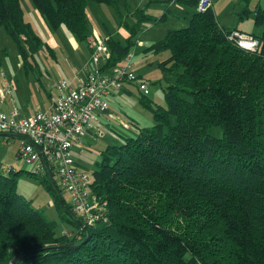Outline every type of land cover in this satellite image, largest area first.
Returning a JSON list of instances; mask_svg holds the SVG:
<instances>
[{
  "label": "trees",
  "instance_id": "16d2710c",
  "mask_svg": "<svg viewBox=\"0 0 264 264\" xmlns=\"http://www.w3.org/2000/svg\"><path fill=\"white\" fill-rule=\"evenodd\" d=\"M31 1L51 28L64 26L89 46V4L124 17L125 0ZM186 2L194 10L187 26L148 48L170 53L159 65L172 75L165 106L139 91L152 126L135 125L122 143L107 146L88 176L92 192L107 201L106 221L82 228L52 176L0 165V264H264V31L253 35L256 52H247L228 40L231 30L212 8L198 13L197 0ZM240 13L239 19L252 13L253 24L264 28V8ZM130 15L135 24L126 41L107 38L110 58L100 72L121 65L141 25L158 20L143 9ZM0 28L23 67L40 47L50 50L25 20L20 0H0ZM22 175L40 179L76 232L55 236L54 222L18 193Z\"/></svg>",
  "mask_w": 264,
  "mask_h": 264
},
{
  "label": "rangeland",
  "instance_id": "374dc122",
  "mask_svg": "<svg viewBox=\"0 0 264 264\" xmlns=\"http://www.w3.org/2000/svg\"><path fill=\"white\" fill-rule=\"evenodd\" d=\"M139 1L140 0H125V4L121 3L120 13L122 12L124 15L122 18L119 17L118 12L112 7L89 4L87 7L89 39H92V34L97 33L103 38H109V36H111L121 43L125 42L129 37L128 27H132L135 24V20L130 13H133L138 9H143L145 15L150 18L154 17L158 20H151L142 24L140 31L133 39L135 41L141 40L144 44L143 49L151 46L154 42L148 41L151 36L147 32L150 30V27L154 26L155 35L158 36V39H160V37L163 38L165 36V30L164 27H162V23L164 21L162 22L159 19L164 14V8L166 10V7L169 6V4L162 1L155 3L151 8L146 9V2L148 3V0L142 4H139ZM261 3L264 6V0H262ZM20 4L24 12L25 20L30 23L35 33L45 42L50 50L47 51L44 46L39 48L33 58L36 59L40 72L33 71L28 73V76H25L24 71L16 65L20 58L17 55L13 41L6 35L4 29L0 28V76L3 72L6 73L7 78L11 74L17 75L20 81L23 82V90L28 94L33 93L28 87V82L32 85L34 83V77L37 76L38 73L42 74L43 82L49 80L50 83L53 84L54 82L61 80L69 81L68 76H71L75 70L78 71L80 69L79 66L75 64L77 62L75 46H85L86 42H76L64 26H61L58 29L51 28L44 18L38 14L31 0H20ZM253 8L254 3L252 2L250 5L251 11ZM240 10H243L242 5L240 6ZM172 11V14L168 15L169 20L165 24V27L168 29H171L170 18L177 15L174 10ZM240 14L241 13H238L237 17L232 16V19L235 18L238 19V21L241 20L237 25L240 28H245L244 24H247L249 20H253V14H242L243 19H239ZM231 25L234 24L231 23ZM226 27L233 28V26H230L229 22H227ZM133 52L134 47L129 50V53ZM169 54L168 50L155 54L148 51L143 54L142 50L138 49L132 60L133 71L135 74L146 80L148 83L147 98L151 99L154 104L160 106H165L163 92L168 81L172 78V75L168 71L161 69L159 64L166 60ZM70 64L72 65V68ZM135 65L139 72H137L136 68L134 69ZM139 98L140 92L136 88L128 94L119 95L116 93L110 96L111 104L108 102V109L110 114L114 115V117L108 118L107 122L104 119H100L98 125L103 130V136L97 138L92 137L91 135L84 138L81 137L80 142L76 143V146L73 147L71 151L72 160L74 163H77L81 169L88 172L87 175L89 177L91 176L90 172L95 168V163L100 162L101 160V152L106 149L107 146L119 145L122 143L124 141L123 137L130 136L131 131H135V125L137 124L140 127L152 126V112L140 104ZM130 119L134 120V122L130 121ZM125 123L132 124V127L130 126V128L126 129ZM212 134L214 136H220L221 132L219 129H213ZM134 136L135 135L132 137ZM115 139L117 140L116 143ZM8 149L9 146L6 145L3 137L0 138V165L2 167H8L15 162L14 154L8 153L6 164H1L3 161L5 162L4 157ZM20 165L24 168L20 167ZM14 167L17 170H19V167L21 170H25L26 168V166L20 161L18 162V165L14 164ZM22 176L23 177L19 178L17 183L18 193H22L27 200L31 202L34 209L39 210L49 221L54 222L55 236L60 237L63 235H71L76 232L73 223L61 219L59 216L61 215L59 210H57L56 206L53 204V198L40 183V179L29 178L24 175ZM54 180L56 181V177H54ZM59 190L63 200L66 203H69L68 194L63 192L60 188Z\"/></svg>",
  "mask_w": 264,
  "mask_h": 264
},
{
  "label": "built area",
  "instance_id": "2783aa9c",
  "mask_svg": "<svg viewBox=\"0 0 264 264\" xmlns=\"http://www.w3.org/2000/svg\"><path fill=\"white\" fill-rule=\"evenodd\" d=\"M212 4L213 0H197L195 10L205 12ZM227 38L247 52L254 53L259 46L253 35L238 30L230 31ZM92 39L89 62L81 76L74 83L57 82L56 99L48 111L22 117L16 109L9 114L0 110V133L21 139L18 162L26 166V171L40 177H56L58 188L68 194L71 211L81 220L82 228L106 221L108 205L92 192L88 175L77 170L72 148L86 134L96 138L103 136L99 120L114 117L109 112L108 102L125 84L148 93V83L133 71L132 53L108 74L100 72L110 58L107 38L94 35ZM6 93H10L8 88Z\"/></svg>",
  "mask_w": 264,
  "mask_h": 264
},
{
  "label": "crops",
  "instance_id": "0c3cea01",
  "mask_svg": "<svg viewBox=\"0 0 264 264\" xmlns=\"http://www.w3.org/2000/svg\"><path fill=\"white\" fill-rule=\"evenodd\" d=\"M162 1L167 2L169 4V6L166 7V10L164 8V14L160 17V18H162V19H160V21H162V22L164 21L162 23V27H164V30H165L164 34H166L169 30L179 29V28H183V27L187 26L189 19L191 17V14L194 13V10L192 8H189L186 5L187 0H174V1L173 0H148V3L146 2V0H140L139 4L146 2V9H149L155 3L162 2ZM169 1H170V3H169ZM252 2L254 3V8L252 10H255L256 7L264 8V6L261 3L262 0H250V2L248 0L246 3H244L243 0H213V4H212L211 8L214 12V15L216 17L218 24L220 26L224 27L226 30H229V31L230 30L231 31L232 30H238V31H241V32H244L247 34L258 36L264 31V28L256 27L253 24V20H249V22L247 24H244L245 28H242V27L240 28L237 24L241 20L238 21V19H235V18L232 19V16L237 17V14L242 11V10H240L241 5L243 6V9L245 7H247V8L249 7V9H250V5ZM172 10H174V12L177 15L170 18L171 19V23H170L171 29H168L165 27V24L169 20L168 15L172 14V12H173ZM150 16H152V15H150ZM227 22H229L230 26H233V28H227L226 27ZM231 23L234 25H231ZM154 29H155V26L150 27V30L147 32L151 36L148 41L154 42L153 44H155L158 41L163 39L162 37H160V39H158V36L155 35ZM94 35L101 37L97 33L92 34V36H94ZM138 41L141 43L137 44V46L134 48V52L132 53L133 58H134L135 53H137L138 49H141L142 53L145 54L149 51L148 48H150L153 45L152 44L151 46L143 49L144 48L143 42L141 40H137V42ZM75 49H76V54H77V56H76L77 62L75 64H77L80 69L78 71L75 70L71 76H68V78H69L68 80L70 82H75L77 76H81L82 70L84 69L85 65L89 62L91 46H89L87 43H85V46H82V47H78L76 45ZM153 53L155 54L156 52H153ZM133 58H132V60H133ZM28 64L30 65V67H23V61L20 58L19 62H17L16 65L21 70L24 71L25 76H28V73L33 72V71L40 72L35 58L29 59ZM136 65L134 66V69L136 68ZM71 68H72V65H71ZM137 72H139L138 69H137ZM34 78H35L34 83L32 85H30L28 82V87L33 91V93L28 94L27 92H25L23 90V85H22L23 82L20 81V79L17 77V75L11 74L7 78L6 73L3 72L0 76V110L3 111L4 113L9 114L14 109H16L18 111L19 115L22 117L32 115L38 111H48L56 99L57 94H56L55 85L57 82H54L53 84L50 83L49 80L43 82L42 81V74H40V73H38V75L35 76ZM6 87L9 89L10 93L4 92V89ZM134 88H136V86L130 84V86H125V89L118 92L117 94L122 95V94L131 93L134 90ZM2 95H3V98H2ZM109 102L111 104V99ZM100 119H104V120H106V122L108 121V118H106V117H101ZM130 121L134 122V120H132V119H130ZM129 131H131V130H129ZM88 136H90V134H86L85 136H83V138L88 137ZM2 137H3V140L6 143V145L9 146V149H8V151L4 157L5 162L3 161V163H1V164H6V159H7L6 157H7L8 153H12L15 156V162L10 164L8 167L5 166L4 169L6 171L10 170V169L20 171L21 170L20 167H23L22 165H20L19 170H17L14 167V164L18 165L17 153H18V149L20 146V142H21L20 139L18 137H10V136L0 134V138H2ZM110 141H112V140H110ZM78 142H80V140ZM116 142H117V140L115 139V143ZM75 165H76L77 170L88 174V172L81 169V167H79L77 165V163H75ZM22 171H26V168H25V170H22ZM21 177H23V176H21ZM20 194L22 196H24L22 193H20Z\"/></svg>",
  "mask_w": 264,
  "mask_h": 264
},
{
  "label": "water",
  "instance_id": "95a60500",
  "mask_svg": "<svg viewBox=\"0 0 264 264\" xmlns=\"http://www.w3.org/2000/svg\"><path fill=\"white\" fill-rule=\"evenodd\" d=\"M54 186L56 187V185L54 184ZM62 247H66V246H62ZM13 264H15V262H13Z\"/></svg>",
  "mask_w": 264,
  "mask_h": 264
}]
</instances>
